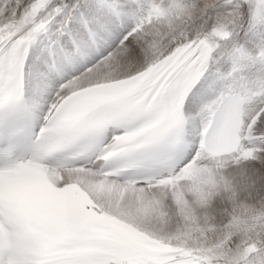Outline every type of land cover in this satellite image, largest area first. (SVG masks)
Instances as JSON below:
<instances>
[{"label":"snow or ice","instance_id":"snow-or-ice-1","mask_svg":"<svg viewBox=\"0 0 264 264\" xmlns=\"http://www.w3.org/2000/svg\"><path fill=\"white\" fill-rule=\"evenodd\" d=\"M0 264H264V0H0Z\"/></svg>","mask_w":264,"mask_h":264}]
</instances>
